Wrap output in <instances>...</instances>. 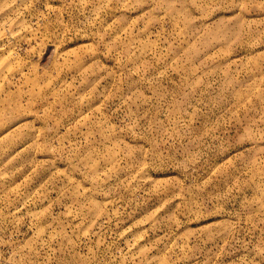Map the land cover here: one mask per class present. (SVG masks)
I'll return each mask as SVG.
<instances>
[{
    "label": "rangeland",
    "instance_id": "rangeland-1",
    "mask_svg": "<svg viewBox=\"0 0 264 264\" xmlns=\"http://www.w3.org/2000/svg\"><path fill=\"white\" fill-rule=\"evenodd\" d=\"M0 264H264V0H0Z\"/></svg>",
    "mask_w": 264,
    "mask_h": 264
}]
</instances>
